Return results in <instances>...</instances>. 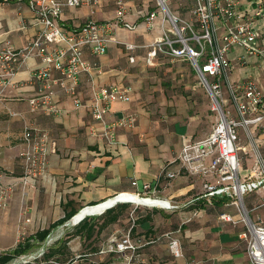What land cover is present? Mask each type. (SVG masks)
I'll list each match as a JSON object with an SVG mask.
<instances>
[{
    "label": "crops",
    "instance_id": "1",
    "mask_svg": "<svg viewBox=\"0 0 264 264\" xmlns=\"http://www.w3.org/2000/svg\"><path fill=\"white\" fill-rule=\"evenodd\" d=\"M30 1L0 0V50L6 43L23 48L40 29L29 6ZM124 1L127 5L125 20L137 24V27L131 31L116 26L113 32L116 41L110 43L104 55L95 57L89 49H85V59L96 60L100 67L80 78L78 91L82 107L75 108L71 97L63 92L59 84L54 83L55 101L63 112L49 115L30 109L28 100L37 89L32 81V71L41 66L36 58L27 59L14 77V86L1 97L0 175L5 185L13 187L8 207L0 212L1 254L11 252L20 242L62 218L67 203L70 204L69 210L75 208L79 209V213H91V209H101L103 205L127 202L135 195L131 193L142 192L144 186L149 184L152 188L156 187L159 199L180 208H154L157 210L155 218L138 226L142 236L156 243L161 237L176 235L178 229L162 233L157 231L153 225L160 219L167 224L181 220L182 224L187 225L181 241L183 257L174 259L173 264H252L246 244L239 237L244 227L219 220L220 213L233 211V207H226L223 200H215L213 206L204 205L202 200L183 207L188 200L200 195L202 181L182 169L178 161L179 153L186 140L202 139L212 129L209 133H200L196 128L199 122L193 117L186 120L183 109L175 103L173 105L164 91L158 97L151 94L155 90H151L148 85L146 56L150 46L161 35V17L149 29L137 11L154 10L155 1ZM116 11L117 0H100L95 7H65L60 23L70 29L88 21L115 22ZM127 43L137 48L127 51ZM242 53L243 49L236 48L230 54L231 75L236 81L251 74L249 64H254L256 60L254 56L248 55L247 62L242 66L237 60ZM130 55L135 56L134 63H130ZM110 85H131L134 93L129 102L113 103L107 119L113 122L130 114L138 118L134 127L120 126L116 129L117 142L114 144H110L103 136L104 126L92 118L89 109L94 89ZM26 126L47 132L56 143V150L48 159L47 176L41 178L35 187L25 186L21 181L24 170L19 153L23 148ZM251 164V159L243 164L244 175L249 172ZM165 172H175L177 176L167 178ZM121 193L126 194L116 197ZM262 196L260 192L247 194L244 199L247 208H254ZM196 209L199 213L194 216L193 211ZM258 214L264 219V210ZM62 226L50 234L53 244H46L47 240L35 242V246L22 255L29 261L16 264L31 263V259L41 254L42 249L45 252L54 246L60 241L58 229ZM113 229L116 231V228H111L109 235L114 232ZM77 239L81 242L80 238H75L72 240L73 246L72 241L69 243L75 256L73 264H102L98 259L120 258L110 252L78 254ZM154 249V246L149 249L153 255L156 253ZM114 264L121 263L117 261Z\"/></svg>",
    "mask_w": 264,
    "mask_h": 264
},
{
    "label": "built area",
    "instance_id": "2",
    "mask_svg": "<svg viewBox=\"0 0 264 264\" xmlns=\"http://www.w3.org/2000/svg\"><path fill=\"white\" fill-rule=\"evenodd\" d=\"M154 1V10L137 11L149 29L161 17L162 32L150 46L147 65H154L155 59L163 54L188 58L208 95L211 110L217 114L211 133L199 140H186L179 153L182 169L202 181L200 195L188 200L183 207L202 200L206 206H213L215 200L225 201V206L233 207V211L220 213L219 220L233 226L242 225L244 229L239 237L246 244L251 263L264 264V219L258 214L264 210V85L261 78L264 75V0H184L181 7L189 10L192 19L183 17L178 8L175 9L173 4L178 0ZM99 3L100 0H31L29 6L41 27L23 48L6 43L0 50V100L6 90L14 86V77L27 59L36 58L41 66L32 71L37 89L28 100L30 109L49 115L63 112L55 101L54 83L71 97L75 108L82 107L78 91L80 78L100 67L96 60L85 59V49L95 57L104 55L110 43L116 41L113 35L116 26L131 31L137 27L125 20L127 5L124 0H117L115 22L88 21L70 29L60 23L65 7H95ZM125 48L134 51L137 46L127 43ZM236 48L243 49L237 57L239 64L245 65L248 55L254 56V65L257 64L251 66L252 72L247 78L238 81L231 75L230 54ZM129 61L134 63L135 56L130 55ZM133 93L131 85H110L93 91L89 109L92 118L104 126L103 136L110 144L117 142L118 127L136 125L135 114L113 122L107 119L112 104L129 102ZM55 150L56 143L47 132L25 127L23 148L19 153L24 170L22 184L35 187L47 176L48 159ZM249 159L252 164L244 175L243 164ZM176 176L175 172H165L167 178ZM156 192V187L148 184L142 192L131 194L160 201L159 206L164 209L180 208L159 199ZM254 192L263 196L254 208L248 209L245 196ZM12 193L13 187L5 185L0 175V212L7 208ZM123 194L126 193L116 197ZM193 212L197 216L199 210ZM112 241L114 244L101 253L121 254L124 264H137L134 260L138 258L135 254L140 246L132 242L130 232L119 241ZM170 250L175 258L183 257L178 239H171ZM43 253L44 250L40 255ZM14 261L9 264L19 262ZM23 261L29 260L21 256Z\"/></svg>",
    "mask_w": 264,
    "mask_h": 264
},
{
    "label": "rangeland",
    "instance_id": "3",
    "mask_svg": "<svg viewBox=\"0 0 264 264\" xmlns=\"http://www.w3.org/2000/svg\"><path fill=\"white\" fill-rule=\"evenodd\" d=\"M183 4H185L184 0L174 1L175 9L178 8L179 13H181L183 17L192 19L189 10L181 7ZM256 65L257 64H249V66L254 67ZM258 71L261 73L260 69H258ZM145 73L148 74L147 78L150 89L155 90V92L153 91L154 93L151 94H154V96L158 97V95L164 91L166 98H168V100H170L173 105L175 103L179 106V108L183 109L184 115H187L186 120L187 118L193 117L196 122H199L198 125L196 124L197 131L199 130L200 133H209L211 131L217 121V114L211 110L208 95L205 89L202 87L197 73L194 71L191 61L188 58H173L165 54L160 55L155 59L154 65L147 66ZM261 78L264 85V75H261ZM151 208L156 207L143 205L138 206L136 204L130 203L127 210H125L123 213L124 216L122 217L121 221L117 223V226H115L116 231L113 229L114 232L109 235L108 232L110 231L108 229L104 231L102 235L96 236L93 241L81 240L80 242L77 239V253H90L92 247L97 248L99 253H101L103 250L107 251L109 247L114 244L112 239L119 241L125 234L130 232L132 242L138 243L140 246L136 250L135 254L138 256V258L134 260L137 262V264H173L174 259L176 258L170 250V241L171 239L176 238L180 241L182 246L181 241L184 239L187 225L182 224L181 220H178V222L174 221L172 224H167L166 221H161L160 219L159 222H156L153 225L156 227L157 231L162 233L168 231L170 232L172 229L174 231L178 229V232L176 235L174 234L168 235V237H161L156 243L151 242L150 238L147 239L142 236L143 233L139 232L138 226L136 224V219L140 214L147 213L151 215L153 211ZM101 211L102 209L96 208L94 211L91 209V213L88 211L79 213L77 217L71 220V222L68 221L66 224H64V226L58 229L59 239L62 240L68 232L74 230V223L78 221L77 218L80 217L79 219H81V217L84 216H98L104 212ZM155 215L156 213H153L152 219L155 218ZM163 219L164 217L162 220ZM112 228H114V226ZM53 242H51L49 237L46 241V244L51 245ZM73 245L74 241L71 242V246ZM152 246H154V250L156 252L154 255L151 254V251L149 250ZM112 254L119 255L120 258L115 257L114 259H109L108 257H103L98 259L101 260L99 263L114 264L115 262L117 263V261H119V263L123 264L122 262L124 259L120 254ZM36 258H41V255L39 254L37 257L35 256V259ZM35 259L31 260L34 261ZM16 260L21 262V257ZM16 260L14 262H16Z\"/></svg>",
    "mask_w": 264,
    "mask_h": 264
},
{
    "label": "trees",
    "instance_id": "4",
    "mask_svg": "<svg viewBox=\"0 0 264 264\" xmlns=\"http://www.w3.org/2000/svg\"><path fill=\"white\" fill-rule=\"evenodd\" d=\"M129 204L130 203H119L109 209L107 208L98 216H85L83 220L75 225L73 231L68 232L62 240L48 248L41 255V258H36L33 262L26 264H73L75 257L70 250L69 243L75 238H80L83 241H93L96 236L102 235L104 231L108 229L110 231L113 226L116 228L115 226L121 221L124 216L123 213L127 210ZM69 206V203L64 205L65 215L62 218L51 223L47 228L39 230L24 242H20L11 252L0 254V264H9L20 258L35 246V242L41 243L46 241L54 229L70 221V219L79 212V209L72 208L69 210ZM151 209L153 210L151 215L146 213L140 214L137 217V226L153 220L152 215L156 213L157 210L154 208ZM90 253L98 254L99 250L92 247Z\"/></svg>",
    "mask_w": 264,
    "mask_h": 264
},
{
    "label": "bare ground",
    "instance_id": "5",
    "mask_svg": "<svg viewBox=\"0 0 264 264\" xmlns=\"http://www.w3.org/2000/svg\"><path fill=\"white\" fill-rule=\"evenodd\" d=\"M127 202L133 203V204H145V205H150V206L161 205L160 201L152 200V199H143L142 197L137 196V195L131 196ZM108 206L109 205H104V206H102L101 209H106V208H108Z\"/></svg>",
    "mask_w": 264,
    "mask_h": 264
},
{
    "label": "water",
    "instance_id": "6",
    "mask_svg": "<svg viewBox=\"0 0 264 264\" xmlns=\"http://www.w3.org/2000/svg\"><path fill=\"white\" fill-rule=\"evenodd\" d=\"M117 203H119V202H116L115 204H117ZM100 204H101V203H99V204H97V205L89 206V207L98 206V205H100ZM115 204H114V205H115ZM114 205L109 206L108 209L111 208V207H113ZM78 213H79V212H78ZM78 213H77L76 215H74V216L70 219V222H71V220H72L73 218H75V217L78 215ZM84 218H85V217H82L81 219H79L76 223H74V226L77 225V224H78L81 220H83Z\"/></svg>",
    "mask_w": 264,
    "mask_h": 264
}]
</instances>
